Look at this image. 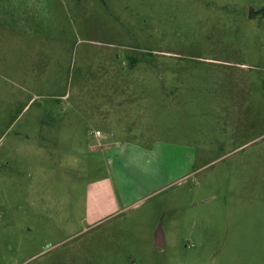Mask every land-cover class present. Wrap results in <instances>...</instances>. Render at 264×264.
<instances>
[{
	"label": "rangeland",
	"instance_id": "rangeland-1",
	"mask_svg": "<svg viewBox=\"0 0 264 264\" xmlns=\"http://www.w3.org/2000/svg\"><path fill=\"white\" fill-rule=\"evenodd\" d=\"M261 10L0 0V264H264Z\"/></svg>",
	"mask_w": 264,
	"mask_h": 264
},
{
	"label": "water",
	"instance_id": "water-1",
	"mask_svg": "<svg viewBox=\"0 0 264 264\" xmlns=\"http://www.w3.org/2000/svg\"><path fill=\"white\" fill-rule=\"evenodd\" d=\"M253 12L250 11L249 12V15L252 16ZM160 235H161V229L159 228L158 231H157V234H156V239H155V244L156 245H161L159 242V238H160Z\"/></svg>",
	"mask_w": 264,
	"mask_h": 264
},
{
	"label": "built area",
	"instance_id": "built-area-1",
	"mask_svg": "<svg viewBox=\"0 0 264 264\" xmlns=\"http://www.w3.org/2000/svg\"><path fill=\"white\" fill-rule=\"evenodd\" d=\"M96 134H99V132H98V131H96Z\"/></svg>",
	"mask_w": 264,
	"mask_h": 264
},
{
	"label": "flooded vegetation",
	"instance_id": "flooded-vegetation-1",
	"mask_svg": "<svg viewBox=\"0 0 264 264\" xmlns=\"http://www.w3.org/2000/svg\"><path fill=\"white\" fill-rule=\"evenodd\" d=\"M260 12H263V10H261Z\"/></svg>",
	"mask_w": 264,
	"mask_h": 264
},
{
	"label": "crops",
	"instance_id": "crops-1",
	"mask_svg": "<svg viewBox=\"0 0 264 264\" xmlns=\"http://www.w3.org/2000/svg\"><path fill=\"white\" fill-rule=\"evenodd\" d=\"M263 13H264V11H263ZM99 135H100V133H99Z\"/></svg>",
	"mask_w": 264,
	"mask_h": 264
}]
</instances>
